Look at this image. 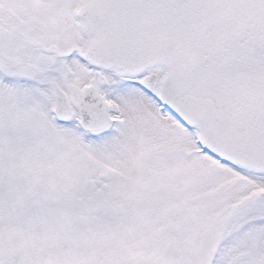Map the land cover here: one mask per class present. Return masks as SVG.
<instances>
[{
    "label": "snow or ice",
    "instance_id": "6c2138e0",
    "mask_svg": "<svg viewBox=\"0 0 264 264\" xmlns=\"http://www.w3.org/2000/svg\"><path fill=\"white\" fill-rule=\"evenodd\" d=\"M0 264H264V0H0Z\"/></svg>",
    "mask_w": 264,
    "mask_h": 264
}]
</instances>
